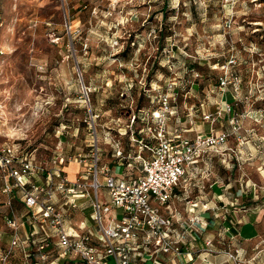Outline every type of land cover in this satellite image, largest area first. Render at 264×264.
<instances>
[{"label":"rangeland","instance_id":"obj_1","mask_svg":"<svg viewBox=\"0 0 264 264\" xmlns=\"http://www.w3.org/2000/svg\"><path fill=\"white\" fill-rule=\"evenodd\" d=\"M165 92L174 107L171 131L192 126L191 138L224 133L212 154L215 170L233 187L255 185L264 212V0H0V145L31 155L42 183L52 174L58 185L67 176L58 177L57 168L81 164L76 180L87 177L90 196L73 207L55 192L72 226L79 215L99 233L91 218L93 142L98 168L140 175L150 152L138 137H148L143 129ZM193 188L190 198L199 193ZM106 196L101 187L102 203ZM21 197L19 188L5 191L0 178L1 251L42 241L19 246L11 237L9 220L23 211L3 205L22 207ZM111 216L121 219L122 209L111 208L104 222ZM260 224L264 253V213Z\"/></svg>","mask_w":264,"mask_h":264},{"label":"built area","instance_id":"obj_2","mask_svg":"<svg viewBox=\"0 0 264 264\" xmlns=\"http://www.w3.org/2000/svg\"><path fill=\"white\" fill-rule=\"evenodd\" d=\"M226 84L227 81H222V85ZM234 86L237 90L236 82ZM159 99L160 108L152 111L151 122L143 129L147 130L148 137L139 139L142 148L150 152L143 162V174L125 179L109 174L107 168H98L100 149L97 141L92 144L95 166L91 187L95 198L91 203L93 219L98 225V245L91 244L90 235H72L65 224L63 211L55 202V192L59 190L67 198L64 204L75 207V198L69 200V197L88 192L87 177L82 175L76 181L62 177L60 183L55 185L52 174H49L46 185L40 186L31 178L37 175L41 167L33 159L22 156L18 147L0 145V178L5 182V191L19 188L25 205L38 215L43 231L47 234L48 231L53 232L63 256L73 257L72 261L61 264H112L111 259L114 264H134V256L140 247H144L150 257L158 251L175 256L182 254L185 233L171 236L172 218L163 215L159 207L168 203L181 181L189 178L199 157L209 148L218 149L227 136L224 133H208L191 138L183 134L185 130L171 131L168 121L174 116V107L169 93L161 94ZM225 106L231 110L229 103ZM204 118L211 119V115H204ZM57 161L62 164L64 158L59 157ZM56 170V175L61 177L62 169L59 167ZM99 173L105 175L102 184ZM101 187L107 190L109 196L108 201L103 203L99 198ZM111 208L122 209L123 216L121 219L111 216L105 223L103 216ZM199 220L200 217L196 215L183 224L190 226ZM9 223L17 229L14 220H9ZM14 243H17L16 237ZM46 246L43 243L39 249L44 250ZM148 247H153V253L149 252ZM238 254L236 250L230 254V258L238 262Z\"/></svg>","mask_w":264,"mask_h":264},{"label":"crops","instance_id":"obj_3","mask_svg":"<svg viewBox=\"0 0 264 264\" xmlns=\"http://www.w3.org/2000/svg\"><path fill=\"white\" fill-rule=\"evenodd\" d=\"M181 130H185L183 134L188 136L187 133L190 130L192 132L195 128L192 126L181 127L173 131ZM213 152H217V149L209 148L199 157L198 162L191 169L189 178L186 181H181L168 203L159 207L163 215L172 218L171 236L176 237L180 233H185L182 254L175 256L158 251L150 257L148 255L150 253H147L144 247H140L134 256V264H241L243 261H247L249 264H264V253L259 250L261 233L263 232L260 222L264 213L260 211L262 204L259 199V191L255 185H248V183L244 187L242 184L240 188L233 187V180L230 177H226L223 173L215 170L212 164ZM221 155L223 153H220ZM117 164L122 165L119 162ZM80 166L78 161H70L60 168L68 180L74 181ZM101 168L108 167L102 166ZM110 174L125 179L139 176L127 177L126 173L123 176H117L112 172ZM197 177L199 180L196 179ZM31 181L40 186L46 185V181L42 183L38 175L31 178ZM190 185L199 191L193 198L189 196ZM105 191L107 194L106 201H108L109 196L106 189ZM83 196L89 197L90 191L77 195L75 201ZM187 198L189 199L184 206V203L180 201ZM21 200L24 208L23 205L21 207L15 203L2 206L8 211L18 209L23 211L18 214L17 220H15L17 229L11 237L17 238L19 246L22 244L31 245L38 236L41 237L42 241L35 247L31 245L32 248L26 246L24 249L12 252L0 250V264H61L72 261L73 257L63 256L54 233L51 231H48V234L45 233L38 215L25 205L23 197ZM77 204L78 201L76 207ZM62 211L65 224L72 235H90L91 244H99L98 234L94 232L86 219H82L78 215L80 220L76 226H72L71 221L66 216L65 207ZM196 215L200 217V222L192 223L190 226L183 224ZM91 218L94 221L93 212ZM43 243L47 246L44 250H40L39 246ZM147 249L153 253V247ZM236 250L239 251V263L230 258V254H234ZM43 255L46 257L42 258Z\"/></svg>","mask_w":264,"mask_h":264},{"label":"trees","instance_id":"obj_4","mask_svg":"<svg viewBox=\"0 0 264 264\" xmlns=\"http://www.w3.org/2000/svg\"><path fill=\"white\" fill-rule=\"evenodd\" d=\"M20 149V148H19ZM21 153H22V156H26V157H29V158H31L32 159V156L31 155H29L28 153H23V151L21 150ZM22 193V192H21ZM23 197V196H22Z\"/></svg>","mask_w":264,"mask_h":264}]
</instances>
